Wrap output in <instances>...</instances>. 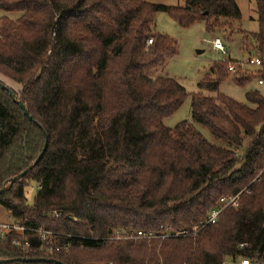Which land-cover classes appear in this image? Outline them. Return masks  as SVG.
I'll use <instances>...</instances> for the list:
<instances>
[{
  "label": "trees",
  "instance_id": "obj_1",
  "mask_svg": "<svg viewBox=\"0 0 264 264\" xmlns=\"http://www.w3.org/2000/svg\"><path fill=\"white\" fill-rule=\"evenodd\" d=\"M159 1L0 0V74L20 91L0 82L33 119L0 87V205L14 223L70 242L66 251L40 252L38 234L27 231L30 246L22 251L11 242L20 233L10 230L0 239V260H16L0 264H221L240 257L264 264V88L247 91L248 104L219 92L232 73L216 60L197 83L212 94H192L191 122L169 128L163 120L188 94L175 78L150 74L177 52L172 37L152 29L157 12L182 28L200 20L207 32L232 34L240 8L236 0ZM255 1L259 27L243 40L261 57L264 0ZM239 73L240 86L254 75L264 80V63L255 74ZM43 132V155L10 183L38 156ZM235 194L236 207L193 232L220 197ZM167 227L189 234L123 237Z\"/></svg>",
  "mask_w": 264,
  "mask_h": 264
},
{
  "label": "rangeland",
  "instance_id": "obj_2",
  "mask_svg": "<svg viewBox=\"0 0 264 264\" xmlns=\"http://www.w3.org/2000/svg\"><path fill=\"white\" fill-rule=\"evenodd\" d=\"M236 1L241 10V18L239 20L240 26L239 23H236L232 34L229 33V30H224L223 28L214 33L207 32L203 21L195 22L188 27L182 28L177 25V23L167 13L162 11L156 13L152 29L156 32L164 33L172 37L177 42V52L174 56H171L164 63V65L150 70V74L167 75L175 78L185 88V91L188 94L181 106L174 113L163 120L166 127L173 128L179 122L184 120L191 122L192 94L198 92H202L205 95L212 94L201 90L197 83L204 78L205 73L209 71L214 61L221 60L222 58L241 60L248 57V53L252 48L251 45L243 44L242 46L241 35L244 37L246 34L258 30L259 23L255 10L256 1ZM159 2L167 5H182L184 0H162ZM1 15L2 13L0 12V16ZM6 15L15 19L18 16V13H7ZM250 16H253V19H250ZM215 36L221 38L225 50L227 51L226 54L212 48L211 40ZM232 36L233 38L230 42H225ZM197 50H201V52L198 53ZM255 54L259 55L256 49ZM261 58L264 63V47L261 52ZM257 69L258 67H248L241 73L246 74L252 72L255 74ZM257 79H259V77L254 75L246 85L240 86L237 83L234 74H230L227 78L221 81L219 85V92L235 99L238 102L248 104L245 93L253 90L262 91L264 88V85L258 84ZM0 80H2L7 86L13 88L14 91H20V86L11 79L0 74ZM192 125L213 144L224 146V142L213 138L207 129L202 125L194 122H192ZM35 191V184H31L27 187V199L29 202L33 200ZM9 223H14V217L9 210L0 205V224Z\"/></svg>",
  "mask_w": 264,
  "mask_h": 264
},
{
  "label": "built area",
  "instance_id": "obj_3",
  "mask_svg": "<svg viewBox=\"0 0 264 264\" xmlns=\"http://www.w3.org/2000/svg\"><path fill=\"white\" fill-rule=\"evenodd\" d=\"M153 43V37H149L146 40V45H151ZM212 48L216 51H219L223 54H226L227 51L225 50L224 44L221 40V38L215 36L211 40ZM221 60H226L227 61V68L230 71V73L235 74L240 68V73L243 72L246 68L248 67H258L260 68L262 66V60L260 56L257 54L252 53L249 58H247L245 61H240V60H233V59H228V58H222ZM238 74L241 75V74ZM258 84L263 85L264 80L258 79L257 80ZM238 204V194L235 195H227V196H222L219 198L217 204L209 211L206 219L204 222L200 223L199 225H196L194 227L193 232L197 231L199 228L203 227L206 224L209 223H214L218 216L219 213L227 206H232L236 207ZM60 213H55V216H58ZM1 232H0V239L4 236V233L10 230H16L20 233L21 236L19 237H13L11 242L20 250L26 251L28 250L30 246V242L28 238L25 237V232L27 231H34L38 234L39 239H40V244L38 247V250L40 252H60V251H66L70 247V242L69 241H64L60 243L58 241V233L39 227V228H29L22 226L18 223H9V224H0ZM189 232L187 230H179V231H173L171 228L167 227L166 230L162 234H156L152 231H143V230H130L127 232V234L123 237L125 238H154V237H178V236H186L188 235ZM63 235V234H61ZM68 237H71L72 235H67ZM107 264H114L112 262H109ZM221 264H256L255 262H252L250 259L246 257H240L235 260H224L221 262Z\"/></svg>",
  "mask_w": 264,
  "mask_h": 264
},
{
  "label": "water",
  "instance_id": "obj_4",
  "mask_svg": "<svg viewBox=\"0 0 264 264\" xmlns=\"http://www.w3.org/2000/svg\"><path fill=\"white\" fill-rule=\"evenodd\" d=\"M197 52L199 53V52H201V50H197ZM0 87L3 88L4 90H6L9 93L13 100L18 102L19 106L22 108L24 114L28 117V119L33 120L32 116L29 114V112L25 108L23 102L20 101V100H17L16 95L5 84L0 82ZM43 133H44V142H43L42 149L39 152L38 156L35 158L34 162L28 166L27 169L23 170L21 173H19L18 175L14 176L13 178H11L10 179V183L13 182L16 179H19L21 176H23L27 172V170L31 169L32 166L34 164H36L38 162V160L41 158V156L43 155V153H44V151L46 149V146H47V135L45 134V132H43ZM15 260L16 259H1L0 262L6 263V262H10V261H15ZM21 260H26V261L45 260V261H48V259H45V258H21ZM55 262L57 264H64V263H62L60 261H56V260H55Z\"/></svg>",
  "mask_w": 264,
  "mask_h": 264
},
{
  "label": "crops",
  "instance_id": "obj_5",
  "mask_svg": "<svg viewBox=\"0 0 264 264\" xmlns=\"http://www.w3.org/2000/svg\"><path fill=\"white\" fill-rule=\"evenodd\" d=\"M237 2V1H236ZM238 4V3H237ZM239 6V5H238ZM255 6H256V3H255ZM255 10H256V7H255ZM241 11V10H240ZM250 19H253V16H250ZM200 21V20H199ZM199 21H196V22H199ZM239 23V22H238ZM239 26H240V23H239ZM241 28V27H240ZM242 29V28H241ZM243 30V29H242ZM245 31V30H244ZM256 32V31H255ZM241 35V34H240ZM233 38V36L230 38V39H228V40H224L225 42H230L231 41V39ZM241 39H242V41H241V43H242V46H243V44H244V40H243V35H241ZM252 53H254L255 54V52L253 51V49H251L250 51H249V53H248V57L247 58H249V56L252 54ZM259 56V55H258ZM247 58H245V59H241L240 61H245ZM261 58V57H260ZM261 60H262V58H261ZM262 62H263V60H262ZM264 85V84H263Z\"/></svg>",
  "mask_w": 264,
  "mask_h": 264
}]
</instances>
